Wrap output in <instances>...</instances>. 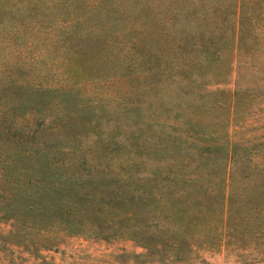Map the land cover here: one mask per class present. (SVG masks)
Listing matches in <instances>:
<instances>
[{
	"label": "rangeland",
	"instance_id": "obj_1",
	"mask_svg": "<svg viewBox=\"0 0 264 264\" xmlns=\"http://www.w3.org/2000/svg\"><path fill=\"white\" fill-rule=\"evenodd\" d=\"M31 86L49 87L52 99L35 135L82 152L87 163L66 171L91 195L126 184L127 168L138 171L131 184L139 187L180 161L190 169L196 146L216 188L225 182L229 192L232 180L252 191L264 180V0H0V114ZM41 114L27 110L15 123L31 133ZM235 145L239 166L229 161ZM135 152L147 160L131 165ZM105 174L113 181L96 184ZM215 217L216 207L207 220ZM98 231L69 234L0 215V264H264V237L244 245L263 253L248 263L229 246L160 245L159 253L145 239Z\"/></svg>",
	"mask_w": 264,
	"mask_h": 264
},
{
	"label": "trees",
	"instance_id": "obj_2",
	"mask_svg": "<svg viewBox=\"0 0 264 264\" xmlns=\"http://www.w3.org/2000/svg\"><path fill=\"white\" fill-rule=\"evenodd\" d=\"M31 88L30 94L16 96L17 106L0 114L2 217L17 218L24 224L30 222L39 227L57 225L69 234L99 230L97 233L105 238L145 239L147 247L156 252L160 245L163 250H179L187 245L211 250L223 245L232 250L243 249L244 262L252 263L262 257L263 253L253 255L243 247L249 244V239H254L251 245H256L264 237V198L260 202L252 200L264 194V180L258 185L254 183L252 191L234 189L232 180L229 192L225 182L216 188L211 179L213 170L205 166L208 156L203 154L202 147L196 146L198 157L190 169L188 163L183 165L180 161L169 172L152 171V176L139 187L131 184L132 179L140 180L132 176L138 171L127 168L122 174L126 184L102 191L99 196L91 195L78 188L82 185H76L87 181H78L75 177L81 176L77 172L66 171L73 163H87L82 152L73 150L66 140L48 142L35 135L45 123V110L41 106L46 102L51 104L52 99L49 87ZM27 110L42 113L36 116L35 129L28 134L14 119ZM239 148L235 145L229 150V161L235 166L243 162ZM135 154L141 157L138 161L131 159L130 164L138 166V162L147 160L149 153ZM105 155L101 153L98 157ZM153 157L161 158L159 154ZM234 170L231 168L229 177H234ZM96 181L106 184L113 177L105 174ZM135 205L141 213L134 211ZM215 207L219 208L220 218L208 221ZM161 255L164 260L172 258L167 253Z\"/></svg>",
	"mask_w": 264,
	"mask_h": 264
}]
</instances>
